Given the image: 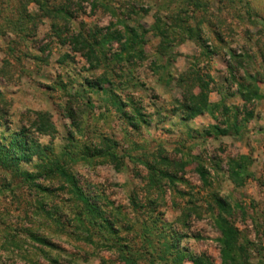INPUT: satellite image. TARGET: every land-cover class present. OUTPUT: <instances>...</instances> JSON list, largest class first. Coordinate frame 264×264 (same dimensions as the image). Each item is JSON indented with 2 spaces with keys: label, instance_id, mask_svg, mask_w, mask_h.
<instances>
[{
  "label": "rangeland",
  "instance_id": "obj_1",
  "mask_svg": "<svg viewBox=\"0 0 264 264\" xmlns=\"http://www.w3.org/2000/svg\"><path fill=\"white\" fill-rule=\"evenodd\" d=\"M44 1L53 5L61 0ZM200 1L204 5L202 9H195L194 2L189 0H135L132 1L135 3L126 5L129 10L127 14L130 15L128 24L136 27L140 34L143 28L148 30V42L136 52V65L131 67L134 79L123 87L124 92L133 98L132 104L125 108L126 113L132 114L135 108H139L149 120L147 124H141L138 130L130 124L127 116H121V112L116 110L110 93L98 87H87V79L95 81L103 69L96 72L90 70V64L69 44H60V37L54 35L52 22L48 18L38 24L37 37H28L25 43L17 46L8 43L16 38L11 32L0 35V69L7 72V75L0 76V90L5 92L10 103L9 121L0 128V132L4 133L5 128L14 131L23 126L43 148H52L53 157L61 156L66 146L79 154L86 136L77 134L63 106L78 97L90 98V109L84 116L85 133L98 143L100 141L95 134L117 140L119 146L115 152L121 156V161L116 164L100 157L93 159L95 163L92 164L85 161L72 163L81 185L89 194L97 196L98 204L105 205L109 211L122 206L123 212H127L133 220L135 217L147 218V215L140 216L139 209L135 212L130 207L133 191L143 190L140 195L143 197V194L146 195L143 188L148 182L145 178L148 171L137 159L162 147L170 158H184L190 163L182 174L185 181L180 180L175 185L164 181L167 184L163 196L165 201L148 222L152 234L151 251L157 260L167 264V261H163L166 255L170 260L168 264H174L178 248L166 251L164 244H172V233L177 231L182 259L175 264H194L192 257L222 264L220 233L214 225L212 210L207 209L208 204L214 205L212 194H217L231 205L230 220L240 231L239 244L248 255L247 263L264 264V0ZM2 2L1 8L4 10L0 23L5 22L3 17L13 15L20 7L18 0ZM83 4L85 10H77L73 29L81 30L80 22L84 21L87 28L107 27L116 23V27L123 30V25L117 21L126 19V15L115 19L101 7L93 9L91 4ZM39 7L34 3L28 4L33 13ZM177 10L182 11L179 16L187 24L202 23L208 44L219 52L214 56L206 55L195 41L180 42L175 48L180 55L166 69L162 67L165 59L154 66L149 56L159 42V37L151 30L156 14L175 16L170 12ZM4 29L8 30L6 27ZM216 32L222 33L224 43L219 42ZM9 45L15 46L16 56L21 58V62L10 58ZM41 46L45 49L39 51ZM112 48V53L118 51L117 44L114 43ZM228 48L244 58L243 66L236 71L238 77L243 76L244 69L261 73L259 78L263 82L258 85L262 98L245 101L238 93L239 80L234 81L227 68L228 64H236L225 53ZM31 53L44 57L46 61L33 59ZM66 55L70 57L64 58ZM143 55L147 56L146 59L140 60ZM8 58L9 63L6 62ZM189 68L198 70L205 80L208 75L213 78L210 82V102L225 104L229 110H224L222 105L216 111V117L206 112L185 119L187 112L181 106L183 89L168 74L170 72L178 77ZM109 76L112 77L111 74ZM113 80L116 83L119 78L114 77ZM111 86L112 83L104 82L105 88ZM37 112L49 116L53 124L50 133L39 134L37 131L35 120H39L38 124L45 121ZM248 112H252V115ZM226 122H229L231 130L227 135L220 131L210 135L205 131L212 125L224 129ZM91 129L95 130L93 136ZM70 131L76 136L74 145L68 138ZM104 144L97 148L107 146ZM39 164L40 159L35 155L30 162H22L21 166L33 171L38 169ZM200 166L209 172L210 186L203 187L198 172ZM0 174L7 178L4 185L8 184L6 190L0 193V264H122L118 251L114 247H106L113 246L112 237L107 231L92 229L94 243L86 242L83 239L85 234L76 228L75 220L65 230L59 229L53 224V219L48 221L37 208L39 200L44 201L46 208L52 212L53 206L58 204L66 208L73 206L71 201H67V194L37 195L20 179H13L12 174L1 170ZM192 206L197 209L186 221L182 218V209ZM64 211L67 212V209ZM25 229L46 236L55 247L32 241ZM14 235L18 239V249L15 250L6 239ZM128 237L132 243H144L133 233ZM247 263L242 261V264Z\"/></svg>",
  "mask_w": 264,
  "mask_h": 264
},
{
  "label": "trees",
  "instance_id": "obj_2",
  "mask_svg": "<svg viewBox=\"0 0 264 264\" xmlns=\"http://www.w3.org/2000/svg\"><path fill=\"white\" fill-rule=\"evenodd\" d=\"M2 1L0 0V17L4 10V8H1ZM132 1L135 0H61L51 5L44 0H18L21 8L19 7V10L15 9L16 13L13 15L3 17L5 22L0 23V35L5 36L8 32H11L16 38L8 43L11 42L17 46L23 42L25 43L28 37H37L38 24L48 18L52 22L54 35L60 37V44H69L74 52L79 53L90 64V70L96 72L100 68L103 69V72L95 81L87 79V87L89 89L98 87L99 90L110 93L114 99L113 105L116 110L121 112V116H127L130 124L138 130L141 124H147L149 120L139 108H135V112L132 114L126 113L125 108L132 104L133 98L124 92L123 87L134 79L131 67L136 65V52L148 42L146 39L148 30L141 26L143 30L140 34L136 27H131L128 24L127 20L130 15L127 14L129 10L126 5L130 2L132 4L135 3ZM189 1L194 2L195 9L204 8L200 0ZM85 2L91 4L93 9L101 7L115 19L126 15V19L122 18L117 21L123 25V30L118 29L116 23H111L107 27L93 26L92 28H87L88 25L84 21L80 22L81 30L73 29L72 25L75 18H77V10L84 11L85 6L83 3ZM31 3L40 6L37 12L33 13L29 10L28 4ZM181 12V10L170 12L171 15L175 14V16L156 14L155 24L151 27V30L155 36L159 37V42L154 53L149 56L154 66L165 59L166 63L162 64V67L166 69L167 65L180 55L175 50L177 44L185 41H195L198 47L205 51L204 54L206 55L214 56L218 54L219 51L208 44L209 39L204 36L202 23L197 25L187 24V21L180 18L179 13ZM169 19H171L170 22H166ZM5 27L8 29L7 31L4 29ZM216 35L220 43L225 42L221 32H216ZM114 43L118 45V51L112 53L110 50ZM15 46H8L9 51H11L10 58L21 62V58L16 56ZM41 49L44 50V46L38 48L39 51H42ZM225 53L229 54L230 59L236 62L235 66L228 64L227 68L230 71V77L234 81H236L235 79L239 80L238 93L241 94L242 98L245 101L262 98L258 85L263 82L259 78L261 73L259 71L254 73L244 69L243 76L238 77L236 71L243 66L244 58L232 48L226 49ZM30 57L35 60L46 61L44 57L36 54L31 53ZM69 57V55H66L64 58ZM146 57L143 55L140 60L146 59ZM6 62H10L9 58ZM110 74L112 77L109 76ZM2 75H7L4 69H0V76ZM168 76L171 79L174 78L179 87L183 89L181 106L187 112L185 119H191L206 112L216 117V111L223 104H212L210 102L209 93L212 90L210 82L213 81L210 75L205 80L198 70L189 68L178 77L173 76L170 72ZM114 77L119 78V81L115 83ZM104 82H110L112 86L107 89L104 87ZM89 99L78 97L69 100L63 106L65 115L71 119V125L75 128L77 134H81L83 137L86 136L85 144L80 147L79 154L72 152L71 148L66 146L61 156L53 157L52 148H43L38 139L31 136L27 128L22 126L14 131L10 130V128H5L7 134L0 132V170L12 174L13 179H20L31 190L37 192V195L57 196L61 192L67 194V201H71L73 206H67L66 208V206L63 207L58 204L53 206V212L50 208H46L44 201H38L37 208L45 214L48 221L53 219V224L59 229L63 228L65 230L72 220H75V226L85 234L83 239L86 242L94 243L92 229L107 231L112 237L113 246L106 247L108 249L114 247L118 251V258L122 261V264H141V261L145 262L143 264H163L159 262V259L157 260L154 252L151 251L153 246L152 234L148 222L154 217L156 209L165 201L163 196L165 195L167 184L164 181L167 180L169 185H175L180 180L185 181L182 174L190 162L184 158H170L162 147L152 152V154H144L137 161L143 164L148 171V175L145 177L148 182L143 188L146 191V195L143 194V197H140L143 190L133 191L130 196V207L133 211L139 209L141 211L140 216L147 215V218L140 217L137 219L135 217L133 220L127 212H123L122 206L113 207L110 211L105 209V205L98 204L97 196L89 194L84 189L76 172L72 169V163L85 161L88 164H92L95 163L93 159L98 157L105 158L115 164L121 161V156L115 152L116 147L119 146L117 140L104 137L101 134H95V138L100 141L98 143L85 133L83 125H85L86 121L84 116L90 109ZM9 108L10 103L6 94L0 90V128L9 121ZM222 108L229 110V107L225 104ZM248 114L252 115V112H248ZM37 115L45 120L40 124H38L39 120L34 122V125H38L37 131L39 134L50 133L53 129V124L49 116L45 115V113L42 114V112H37ZM226 123L227 127L224 129L219 128V125H212L205 131L210 135L217 134L218 131L223 135H227L231 130L228 127L229 122ZM236 127L237 125H235V129L238 130ZM91 131V136H93L95 130L91 129ZM68 138L72 140V145H74L76 138L74 132L70 131ZM102 143L107 146L97 148ZM35 155L40 159V164L37 166L38 169L33 171L24 169L21 163L30 162ZM239 166L243 169L241 165ZM198 172L200 173L203 187L210 186L207 176L209 172L203 166H200ZM6 179L0 176V183L2 182L0 184V193L6 190L8 185H4ZM154 193L156 195L152 196ZM212 196L214 205L208 204L209 207L207 209L212 210L214 225L220 233L219 243L222 264H242V261L247 263L248 255L244 252L245 248L239 244L240 231L230 220L232 214L230 203L217 194H212ZM189 203L194 205L192 201ZM110 204L112 203L110 202ZM65 209H67V212L64 211ZM195 209L197 208L193 206L190 208L184 207L182 209V218L187 221V218L191 216ZM71 214H73V219H71ZM10 230L13 231V229ZM15 230L17 231V229ZM25 231L32 241L42 246L55 247L54 243L46 236L38 234L32 229H25ZM130 233L135 234V237L142 238L144 243H132V240L128 237ZM7 237L6 239L13 250L18 249L16 236ZM179 238L180 235H178L177 231H174L172 233V244L168 242L164 244L166 251L178 248L177 257L173 260L174 264L182 259L179 250ZM177 259L178 261H176ZM192 259L194 264H213L203 258L192 257ZM164 260L167 261V264L170 262L169 257L166 255Z\"/></svg>",
  "mask_w": 264,
  "mask_h": 264
},
{
  "label": "crops",
  "instance_id": "obj_3",
  "mask_svg": "<svg viewBox=\"0 0 264 264\" xmlns=\"http://www.w3.org/2000/svg\"><path fill=\"white\" fill-rule=\"evenodd\" d=\"M200 115H202V114H200Z\"/></svg>",
  "mask_w": 264,
  "mask_h": 264
}]
</instances>
